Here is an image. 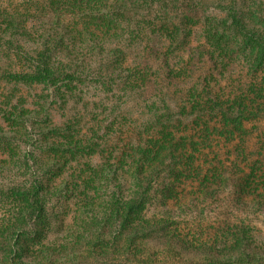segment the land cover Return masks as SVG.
<instances>
[{
	"label": "trees",
	"instance_id": "obj_1",
	"mask_svg": "<svg viewBox=\"0 0 264 264\" xmlns=\"http://www.w3.org/2000/svg\"><path fill=\"white\" fill-rule=\"evenodd\" d=\"M168 2L174 8L157 12L152 24L179 47L190 41L192 30L174 16L181 0ZM124 6L113 9L124 13ZM217 7L225 16L223 32H210L200 53L175 66H152V77L143 72L107 79L110 92L133 93L147 101L148 109L144 126L123 140V147L107 148L111 157L101 163L83 164L90 166L89 173L77 179L91 194L89 201L104 209L100 232L89 244L121 256L120 262H137L145 254L156 264H264V223L258 221L264 214V3L255 0L244 12ZM8 9L0 0V43L21 49L30 36L29 14ZM185 19L192 22L189 15ZM72 28L63 33L48 28L45 34L58 36L55 45L22 52L29 72L15 77L64 85L97 79L99 68L91 60L111 37L91 32L90 26ZM119 65L112 71L123 69ZM113 151L120 155L113 157ZM56 172H45L39 182L35 171L31 188L10 184L8 199L16 212L12 222L0 223V251L5 252L0 264H33L11 256L19 250L17 245L13 252L8 238L15 233L20 239L24 234L30 241L39 238ZM208 204L216 205L212 227L197 222L191 228L181 220Z\"/></svg>",
	"mask_w": 264,
	"mask_h": 264
},
{
	"label": "rangeland",
	"instance_id": "obj_2",
	"mask_svg": "<svg viewBox=\"0 0 264 264\" xmlns=\"http://www.w3.org/2000/svg\"><path fill=\"white\" fill-rule=\"evenodd\" d=\"M254 1L181 0L183 5L173 13L192 34L188 43L178 47L171 45V38L152 24L160 16L157 12L164 15L174 8L169 6L168 0H152V5L146 4V0H1L9 12L29 14L25 27L30 36L25 38L21 49L0 43V223L12 222L15 217V206L8 199L11 183L17 188H31L35 171L39 182L44 174L49 176L57 171L53 187L46 192L42 212L44 226L39 238L30 241L25 234L21 239L16 233L11 235L9 245H15L13 252L17 245L19 250L16 255L12 253V257L17 260L23 256L25 262L30 260L33 264L159 263L157 259L156 263L151 262L145 254L137 262H120L121 256L107 255L106 250H94L89 244L100 232L98 223L104 219V209L90 202L91 194L87 195L78 183L82 172L89 173L90 166L83 168V164L101 163L110 158L111 151L107 148L123 147L121 142L129 141L144 126L148 116L147 101L133 93L126 96L120 91L110 92L107 79L121 80L129 75L135 78L143 72L148 78L152 77L149 73L152 66L185 62L200 53L210 32H223L225 16L218 4L235 6L244 12ZM115 4H125L124 13L113 9ZM164 9L168 10L163 12ZM187 15L192 22L185 19ZM158 22L160 24V20ZM51 26L57 33L71 27L77 31L90 26L91 32L111 37L100 43L99 52L91 60L93 66L99 68L97 79L64 85L15 77L29 72L22 62V52L42 49L44 43L49 47L55 45L58 36L45 34ZM157 47L159 54L154 52ZM118 63L123 69L113 72L112 67ZM56 144H63L67 151L53 150L51 147ZM113 153V157L120 155ZM54 160H61V164L55 165ZM216 214V205L208 204L187 213L181 220L191 228L197 222L210 228ZM258 221L264 223V214ZM4 254L0 251V255Z\"/></svg>",
	"mask_w": 264,
	"mask_h": 264
}]
</instances>
